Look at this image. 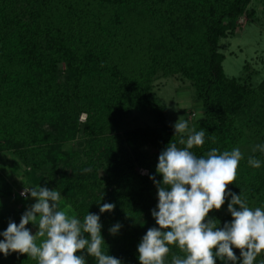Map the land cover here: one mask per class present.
<instances>
[{
  "label": "trees",
  "instance_id": "obj_1",
  "mask_svg": "<svg viewBox=\"0 0 264 264\" xmlns=\"http://www.w3.org/2000/svg\"><path fill=\"white\" fill-rule=\"evenodd\" d=\"M252 1L0 0V152L14 156L38 186L52 183L74 216L100 215L105 251L123 264H139L138 244L148 228L158 227L150 176L162 181L158 157L171 141L184 147L175 123H167L166 105L151 91L160 70L181 74L196 90L203 112L194 119L195 130L204 129L206 136L192 149L195 155L230 151L251 136L264 143V79L253 86L228 76L220 50V40L234 33L233 20ZM133 107L151 108L155 125L120 132ZM252 156L260 168L248 164ZM140 166L148 173L141 175ZM228 190L242 193L251 207H264V153L243 156ZM15 192L0 172V205L15 201ZM103 203H114V210L100 213ZM227 204L209 214L221 226L232 219ZM25 211L16 207L17 225ZM117 223L121 228L111 235ZM5 230L0 224V233ZM172 254L181 253L173 246L168 264ZM0 264L37 261L0 253Z\"/></svg>",
  "mask_w": 264,
  "mask_h": 264
},
{
  "label": "clouds",
  "instance_id": "obj_2",
  "mask_svg": "<svg viewBox=\"0 0 264 264\" xmlns=\"http://www.w3.org/2000/svg\"><path fill=\"white\" fill-rule=\"evenodd\" d=\"M173 127L184 147L171 141L158 157L156 173L162 181L150 176L157 188L158 203L151 215L158 227L148 228L138 244L139 264H168L173 246L181 254H172L170 264H216L217 259L224 264H255L264 253V207H251L242 193L228 190L243 159L240 148L223 152L212 148L198 157L192 149L205 143V130L190 129L183 117ZM211 139L215 143V136ZM257 151L264 153V144L252 148L253 153ZM247 162L253 168L261 167L254 156ZM29 194L36 202L22 214L18 225L10 221L0 233V253L27 255L37 264H88L85 254L97 264H123L105 251L100 215L88 211L82 220L69 216L60 208L63 197L57 189L37 186L21 193L25 199ZM226 201L232 219L221 226L209 214L220 211ZM114 208V203H103L100 213ZM29 224L38 226L35 234ZM120 228L117 223L109 233L116 235ZM233 249L240 251L239 257Z\"/></svg>",
  "mask_w": 264,
  "mask_h": 264
},
{
  "label": "rangeland",
  "instance_id": "obj_3",
  "mask_svg": "<svg viewBox=\"0 0 264 264\" xmlns=\"http://www.w3.org/2000/svg\"><path fill=\"white\" fill-rule=\"evenodd\" d=\"M233 23L235 26L234 33H230L220 40V50L225 54L223 62L225 72L230 77H236L244 82H250L253 86H258L264 79V0H253L245 12L233 20ZM158 73L153 80L151 91L155 93L154 95L160 104L166 105L167 123H176L178 118L183 117L189 122V128L195 129L194 119L201 117L203 107L196 97V90L191 81L187 78H181V74H175L178 77L167 75L164 70H160ZM262 107H264V103H261L259 108L262 109ZM193 112L196 113V116L193 115ZM85 118L86 113L83 112L80 115V120L83 121ZM147 125H155L151 108L133 107L120 121V132ZM186 135L184 134L185 139ZM251 138L237 146L243 156L252 154V148L255 145L264 144L258 137L253 138L251 136ZM70 145L71 143H67L66 146ZM150 147L152 152L158 151L157 147ZM13 157L8 152H0V172L13 183L16 191L15 201L10 200L5 207L0 205V224H4L6 229L9 222L15 220L16 207L24 206V209L27 210L36 202L31 197L28 199L19 198L16 195L18 190L22 185L30 188L38 186V183L32 181V176L26 173L23 165L17 163V159L15 160ZM137 170L141 175L148 173V169L142 166L138 167ZM45 186L55 190L54 185L49 181L42 183L40 187ZM61 196L63 199L60 201V208L67 211L69 216H74L72 206L67 202L64 195ZM31 229L32 233L35 234L38 231V226L31 224ZM262 260H264L263 255L259 259V264Z\"/></svg>",
  "mask_w": 264,
  "mask_h": 264
},
{
  "label": "crops",
  "instance_id": "obj_4",
  "mask_svg": "<svg viewBox=\"0 0 264 264\" xmlns=\"http://www.w3.org/2000/svg\"><path fill=\"white\" fill-rule=\"evenodd\" d=\"M23 188H30V187L25 186V185H22L20 189H23ZM20 189H19V190H20ZM19 190H18V191H19Z\"/></svg>",
  "mask_w": 264,
  "mask_h": 264
},
{
  "label": "built area",
  "instance_id": "obj_5",
  "mask_svg": "<svg viewBox=\"0 0 264 264\" xmlns=\"http://www.w3.org/2000/svg\"><path fill=\"white\" fill-rule=\"evenodd\" d=\"M24 189H25V188H23L21 191H19L20 195H21V193L24 191ZM21 196H22V195H21ZM22 197H23V196H22Z\"/></svg>",
  "mask_w": 264,
  "mask_h": 264
}]
</instances>
